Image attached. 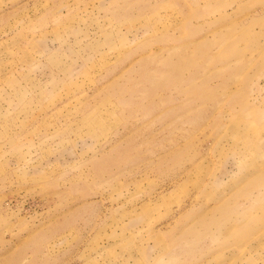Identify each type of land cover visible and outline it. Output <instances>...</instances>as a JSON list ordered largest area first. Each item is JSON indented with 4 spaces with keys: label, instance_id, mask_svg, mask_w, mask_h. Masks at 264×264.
Returning <instances> with one entry per match:
<instances>
[{
    "label": "rangeland",
    "instance_id": "rangeland-1",
    "mask_svg": "<svg viewBox=\"0 0 264 264\" xmlns=\"http://www.w3.org/2000/svg\"><path fill=\"white\" fill-rule=\"evenodd\" d=\"M0 264H264V0H0Z\"/></svg>",
    "mask_w": 264,
    "mask_h": 264
}]
</instances>
